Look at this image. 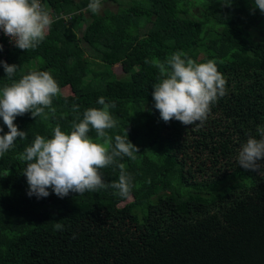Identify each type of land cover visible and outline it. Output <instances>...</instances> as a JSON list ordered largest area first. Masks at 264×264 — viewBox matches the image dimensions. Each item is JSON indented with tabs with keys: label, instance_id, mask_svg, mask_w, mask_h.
Masks as SVG:
<instances>
[{
	"label": "trees",
	"instance_id": "trees-1",
	"mask_svg": "<svg viewBox=\"0 0 264 264\" xmlns=\"http://www.w3.org/2000/svg\"><path fill=\"white\" fill-rule=\"evenodd\" d=\"M180 1L187 0H133L86 21L89 0H40L54 22L36 49L0 36V60L18 65L12 78L0 65V89L36 70L50 72L61 89L47 119L15 118L27 138L0 156V264H264V161L258 172L236 162L240 146L264 127V31L255 32L264 14L249 0H199L198 15L184 7L191 2L179 9ZM177 51L214 61L226 80L202 124L165 123L153 107L158 69L145 60ZM100 97L115 105L113 145L127 129L140 151L100 169L110 183L124 164L130 196L109 188L29 197L17 155L36 135L51 138L57 125L70 133L88 108H103ZM0 127L8 131L2 118ZM88 135L96 141L94 130Z\"/></svg>",
	"mask_w": 264,
	"mask_h": 264
},
{
	"label": "clouds",
	"instance_id": "clouds-1",
	"mask_svg": "<svg viewBox=\"0 0 264 264\" xmlns=\"http://www.w3.org/2000/svg\"><path fill=\"white\" fill-rule=\"evenodd\" d=\"M218 2L222 6H231L233 0ZM252 2V11L259 9L264 14V0ZM101 7V0H89L87 10L97 14ZM53 22L52 15L40 0H0V30L20 50L36 49ZM145 63L158 69V82L153 84L151 95L153 107L165 123L176 120L185 126L202 124L211 106L226 94V80L212 60L197 63L184 52L177 51L164 61L146 59ZM0 65L8 78L15 76L17 64L0 60ZM60 91L50 72L43 70L29 71L0 89V118L8 128L4 132L0 127V133H3L0 135V156L15 146L17 138H27V132L14 123L15 118L31 113L35 119L41 116L47 119L46 109L55 112L53 97ZM97 103L103 108H88L82 120L73 122L70 133L57 125L51 138L36 135L31 145L17 155L23 162L21 172L28 184L29 197L41 199L54 193L62 199L70 192L83 195L109 188L121 198L130 196L132 177L125 171L124 164L117 165L119 178L110 183L105 182L100 169L116 164L118 157L135 160L139 148L128 139L127 129L126 136L115 135L113 145L108 130L116 128L118 122L109 109L115 105L106 104L104 97L98 98ZM90 130L95 131L96 141L89 137ZM257 132L260 138L249 136L236 157L237 164L246 171L258 172L264 161V127H258ZM54 230H63V225L56 223Z\"/></svg>",
	"mask_w": 264,
	"mask_h": 264
},
{
	"label": "rangeland",
	"instance_id": "rangeland-1",
	"mask_svg": "<svg viewBox=\"0 0 264 264\" xmlns=\"http://www.w3.org/2000/svg\"><path fill=\"white\" fill-rule=\"evenodd\" d=\"M132 1L133 0H101L102 7H101L99 13H97V14H101L103 11L108 12V13H110V11L114 12L117 9H121L123 7H127V6L131 5ZM198 1L199 0H187V1H184V2L180 1L178 3V6H179V9H181L184 3L188 4V3L191 2L189 5H185L184 7L188 8L189 10H191V12H194V14L198 15L199 11L201 9V7H197L198 6V3H197ZM251 1L252 0H249V2H251ZM252 5H253V2H252ZM82 11L84 12V16L86 17V21H88L87 19H91V15L93 13L91 11L87 10V7H85ZM262 26H264V19L259 23V29L255 31L257 38L261 37V35H262V32H260V31H264ZM149 27H150V25L147 24L145 27H143L141 29V32L142 33H146V31L148 30ZM82 45H83V47L85 49V52L92 56L91 51L89 49H87L86 43L83 42ZM92 67L96 68L98 66L97 65H92ZM114 71L116 72L118 77L124 76L121 73L122 71H121V68H120L119 65L115 66ZM90 77H91V74L90 75L88 74L87 78L90 79ZM47 207L50 210H54V207L51 206L50 204H47Z\"/></svg>",
	"mask_w": 264,
	"mask_h": 264
},
{
	"label": "built area",
	"instance_id": "built-area-1",
	"mask_svg": "<svg viewBox=\"0 0 264 264\" xmlns=\"http://www.w3.org/2000/svg\"><path fill=\"white\" fill-rule=\"evenodd\" d=\"M0 36H1V37H4V39H5V42H6L7 44H9V45H13V44H11V43L9 42V38H8V37H6V36H4V34H3L2 30H0Z\"/></svg>",
	"mask_w": 264,
	"mask_h": 264
},
{
	"label": "crops",
	"instance_id": "crops-1",
	"mask_svg": "<svg viewBox=\"0 0 264 264\" xmlns=\"http://www.w3.org/2000/svg\"><path fill=\"white\" fill-rule=\"evenodd\" d=\"M78 1V0H77ZM87 7V6H86Z\"/></svg>",
	"mask_w": 264,
	"mask_h": 264
}]
</instances>
